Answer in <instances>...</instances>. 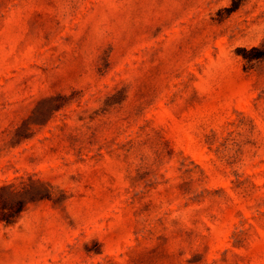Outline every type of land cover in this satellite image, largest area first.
<instances>
[{"label":"rangeland","instance_id":"1","mask_svg":"<svg viewBox=\"0 0 264 264\" xmlns=\"http://www.w3.org/2000/svg\"><path fill=\"white\" fill-rule=\"evenodd\" d=\"M0 264H264V0H0Z\"/></svg>","mask_w":264,"mask_h":264}]
</instances>
